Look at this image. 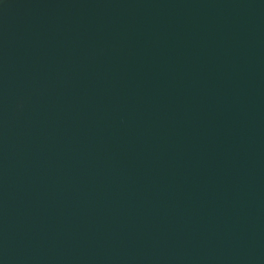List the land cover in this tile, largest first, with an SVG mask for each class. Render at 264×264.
Listing matches in <instances>:
<instances>
[{
    "label": "water",
    "instance_id": "water-1",
    "mask_svg": "<svg viewBox=\"0 0 264 264\" xmlns=\"http://www.w3.org/2000/svg\"><path fill=\"white\" fill-rule=\"evenodd\" d=\"M0 264H264V0H0Z\"/></svg>",
    "mask_w": 264,
    "mask_h": 264
}]
</instances>
